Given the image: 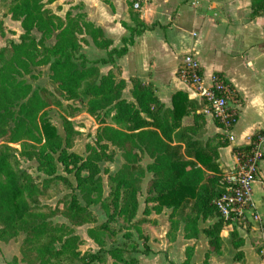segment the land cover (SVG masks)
Here are the masks:
<instances>
[{
	"label": "trees",
	"instance_id": "trees-1",
	"mask_svg": "<svg viewBox=\"0 0 264 264\" xmlns=\"http://www.w3.org/2000/svg\"><path fill=\"white\" fill-rule=\"evenodd\" d=\"M126 1L131 6L133 0ZM103 2L111 7L109 0ZM250 8L251 18L264 16V0H251ZM8 12L20 22L23 33L18 43L10 44L8 53L0 51V241L7 243L23 234L19 247L23 262L71 264L81 254V239L74 233V227L94 223L96 218L90 207L97 205L106 221L88 228L86 234L98 247L103 241L96 236V231L105 229L108 222L117 218L132 223V229L140 234L139 225L145 218L135 219L137 196L142 179L150 174L142 215L159 214L168 208L167 237L174 236L180 222L187 239L204 233L209 249L203 255V264H207L210 255L221 252V232L229 225L218 217L202 229L198 222L218 216L213 200L223 190L224 173L217 150L229 145L228 135L217 133L202 138L204 115L184 92L172 94L171 105L166 106L151 83L130 77L127 99L123 95L125 80L117 78L112 69L104 74L99 71L101 65L114 67L115 57L126 54L134 37L148 26L138 15L131 14L133 25L123 23L128 35L121 38V46L109 48L111 41L104 37L100 27L85 19L84 13L71 15L67 11L62 19L45 8L42 0H12ZM32 30L39 32V39L31 34ZM54 32V43L46 46L45 41ZM82 34L96 47L106 49L105 57L90 60L81 54ZM42 64H48L49 84L54 91L68 99L83 100L85 111L100 125L94 144L85 147V156L69 151L75 135L71 121L63 119L64 137L59 135L43 113L50 103L46 92L31 90L22 79L31 66ZM212 78L222 80L233 91L234 100H240L219 73H214ZM202 101L212 110L205 99ZM233 111L227 130L237 119V111ZM108 112H112L114 126L105 124ZM213 122L226 129L215 115ZM262 134L256 131L249 144L232 147L233 154L248 151L252 141ZM10 143H18L19 148L10 147ZM115 149L120 152L122 163L113 175L107 176L109 192L104 197L99 165L112 161ZM142 156L150 159L145 167L140 164ZM20 159L34 160L44 177L40 180L30 175L20 167ZM56 163L74 176L78 192L62 204L60 214L68 224H54L52 211H40L32 206L39 195L48 191L54 179H64L56 174ZM230 237L237 250L233 258L240 260L243 240L234 232ZM123 250L107 251L112 264H139L135 257L125 258ZM147 251L144 247L142 252ZM92 256L94 261H100L98 253ZM193 257V246H186L181 264H192ZM8 264H17L16 258Z\"/></svg>",
	"mask_w": 264,
	"mask_h": 264
},
{
	"label": "crops",
	"instance_id": "crops-1",
	"mask_svg": "<svg viewBox=\"0 0 264 264\" xmlns=\"http://www.w3.org/2000/svg\"><path fill=\"white\" fill-rule=\"evenodd\" d=\"M109 2L111 7L103 0L63 2L66 4H63L64 8L80 3L86 19L100 27L104 37L111 41L109 48L121 46V38L128 35L123 23L133 25L131 14L138 15L148 26L147 30L134 37L126 54L115 57L114 67L101 65L100 73L112 69L117 78L125 80L127 91L130 77L151 83L166 106L171 105V96L175 92L186 93L204 115L202 138L217 133L228 135L229 145L218 148L217 152L222 172L225 174L231 170L235 165L232 147L249 144L251 135L256 131L264 133V16L250 17V0H133L131 6L126 0ZM134 3H137L136 8ZM184 25H192V38L187 37L185 41L184 30H181ZM88 48L93 56L105 57L106 49L96 47L92 41ZM186 53L196 60L205 87H210L213 74L219 73L239 96L240 102L234 100L233 94L229 104L237 111V119L230 130L216 126L211 110L202 99L190 97L189 87L177 77L176 72ZM150 177L149 174L145 186ZM252 200L264 225V153L252 184ZM169 212L168 208H163L159 214L151 212L153 214L148 216H136V219L145 218V224L139 225L142 234L139 241L143 244L145 240L144 247L148 251L143 253L144 248L140 245L135 249L137 254L132 257L137 258L139 264H181L185 247L193 246L192 264H203V255L209 249L208 238L202 232L197 238H185L182 222L174 236L167 237ZM214 221L213 217L207 218L199 221L198 227H208ZM262 231L264 239V226ZM241 236L245 237L244 234ZM246 242L243 241L239 248L243 252L244 264H247ZM216 255H210L207 264H224L223 258ZM253 255L255 257L257 254ZM240 261L234 260L231 264H240Z\"/></svg>",
	"mask_w": 264,
	"mask_h": 264
},
{
	"label": "rangeland",
	"instance_id": "rangeland-1",
	"mask_svg": "<svg viewBox=\"0 0 264 264\" xmlns=\"http://www.w3.org/2000/svg\"><path fill=\"white\" fill-rule=\"evenodd\" d=\"M11 1L12 0H0V51L6 50V53H8L10 44L12 42L18 43L20 40V35L23 33L20 22L13 19L8 12L9 4ZM64 1L66 2L67 0H42L45 8L49 9L52 13L62 19H64L65 13L67 11H69L71 15L84 13L82 11L80 3L68 6V8H64V5H66L65 3H63ZM191 26L192 25H184L181 27V30H184L185 34L183 36V41H185L187 37L192 38ZM31 34L36 39H39L40 37L39 32H37L36 30H32ZM55 35L56 32L52 34L50 39H47L45 41L46 46H51L54 43ZM81 37L84 40L80 42V53L85 55L86 57L90 55V58H88L90 60L99 59L98 57L93 56L89 53L90 50L88 48V45L91 39L84 34H82ZM198 38L199 34H197L196 36V39ZM49 76L50 71L48 68V64H42L31 66L30 72L27 74H23L22 79L30 85L31 90L43 89L46 92L50 103L43 110V113L44 116H46L51 124L56 128L59 135L64 137L63 119L68 118L71 121L72 126L75 130V135L72 139L69 151H74L82 156H85V147L87 144H94L96 133L100 125L91 115H89L85 111L83 100L68 99L66 97L59 96L54 91L53 87L49 84ZM123 95L125 98L129 99V94L126 89L124 90ZM230 102L231 101L229 100L227 101V106H229ZM111 116L112 112H108L105 115V124L114 126L111 120ZM9 146L16 149L19 148L18 143H10ZM147 162L148 158L146 156H142L140 159V164L142 165V167H145L147 165ZM121 163L122 160L120 157V152L116 149L112 161L100 163V176L102 179L104 197L108 196L109 192L107 176L113 175L120 167ZM20 167L26 170L35 178H39L41 180L44 177V175H42L37 170V163L34 160L20 159ZM56 169V174L64 177V179H54L48 191L44 194L39 195L35 199V201L32 202V206L40 211H52V223L68 224L67 219L60 214V211L62 210V204L64 201L70 199V195L72 193L78 195V192L77 190H75L76 183L74 176L63 171L62 166L58 163H56ZM148 176L149 174L145 175L140 185V192L137 196L138 210L136 216L142 215L143 200L145 196V181ZM90 210L95 216L96 221L94 223L74 227V233H76L81 239V244L79 245V251L81 254L78 258L72 259L71 264H112L113 259H111V257L107 253V251H109L110 249L124 248V257L130 258L137 254L138 251L135 250L136 247L141 245L140 247L144 248V245L141 243V241H139L141 240L142 234H137L132 229V223L124 221L122 218H117L115 221H110L108 222L105 229H99L98 231H96V236L101 241H103V244L98 247L96 243H94L93 240L87 236L86 231L90 227H96L97 225L105 222L106 216L98 205L90 207ZM213 218L215 221L217 220V216H214ZM144 227H146V225H144ZM231 232L236 233L237 238L243 241H247L244 247V250L247 254V264H264V254L261 252L264 249V239L262 238L263 231H259V229H254L251 227L235 228L233 226H227V228H225L221 232V252L217 254L216 257L219 258V256H221L224 260V264H231V262L235 260L233 257L237 250L232 246L230 237ZM124 233L127 234L124 235ZM242 234L245 235L244 238H242ZM22 239L23 234H20L17 238L9 240L7 243H3L0 241V264H8V262H10L13 258H16L17 264H27L20 260L21 255L19 247ZM137 240L139 241V243L137 242ZM250 245L252 247L251 250ZM93 253H98L100 261H94V258L92 256ZM254 253L257 254L255 256L256 258L253 255ZM240 260V264H244L242 259ZM169 264L172 263L169 262Z\"/></svg>",
	"mask_w": 264,
	"mask_h": 264
},
{
	"label": "built area",
	"instance_id": "built-area-1",
	"mask_svg": "<svg viewBox=\"0 0 264 264\" xmlns=\"http://www.w3.org/2000/svg\"><path fill=\"white\" fill-rule=\"evenodd\" d=\"M137 7V3L133 5ZM190 89L189 96L205 99L212 107V114L227 127L233 108L227 106V101L233 99V91L222 80L213 81L210 87H205L199 72V66L190 53L183 56L178 68V76ZM235 110V109H234ZM264 153V134L258 135L252 141L248 151L235 155L234 167L223 176V190L213 200L218 218L235 228L251 227L263 230V221L252 200V184L256 179L259 162ZM264 254V249L261 251Z\"/></svg>",
	"mask_w": 264,
	"mask_h": 264
}]
</instances>
